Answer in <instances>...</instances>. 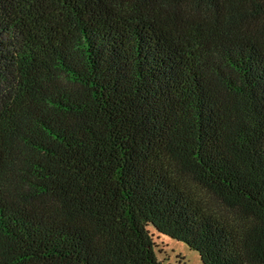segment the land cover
<instances>
[{"label": "trees", "instance_id": "1", "mask_svg": "<svg viewBox=\"0 0 264 264\" xmlns=\"http://www.w3.org/2000/svg\"><path fill=\"white\" fill-rule=\"evenodd\" d=\"M264 264V0H0V264Z\"/></svg>", "mask_w": 264, "mask_h": 264}, {"label": "rangeland", "instance_id": "2", "mask_svg": "<svg viewBox=\"0 0 264 264\" xmlns=\"http://www.w3.org/2000/svg\"><path fill=\"white\" fill-rule=\"evenodd\" d=\"M151 232L157 255L164 264H202L198 252L190 249L184 242L163 236L153 229Z\"/></svg>", "mask_w": 264, "mask_h": 264}]
</instances>
